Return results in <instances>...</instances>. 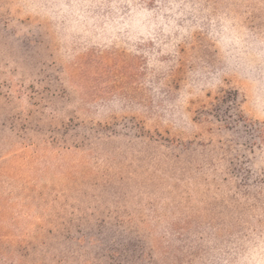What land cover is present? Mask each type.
Masks as SVG:
<instances>
[{
	"label": "rangeland",
	"instance_id": "obj_1",
	"mask_svg": "<svg viewBox=\"0 0 264 264\" xmlns=\"http://www.w3.org/2000/svg\"><path fill=\"white\" fill-rule=\"evenodd\" d=\"M0 238L264 264V0H0Z\"/></svg>",
	"mask_w": 264,
	"mask_h": 264
},
{
	"label": "trees",
	"instance_id": "obj_2",
	"mask_svg": "<svg viewBox=\"0 0 264 264\" xmlns=\"http://www.w3.org/2000/svg\"><path fill=\"white\" fill-rule=\"evenodd\" d=\"M3 238H0V264H38V263H32L30 261L27 260V263L24 259V255H22L21 253L19 254V252L15 251L14 249H12L11 247L6 246V248L3 247L4 245V241L2 240ZM116 242V241H114ZM113 245L115 246V250L110 251L112 252L110 255V258L116 257L120 258L121 260H119V264H121V262H126L127 257L130 256L132 258H134L135 254L138 253V256H136V258H145L147 257V255H149V253H145L142 251V249L140 251H136L133 252V250L135 249V247H137V245H131V247L133 248V250L129 249V247H126L125 245H118L117 243ZM120 246L121 249L119 248ZM123 249H127L126 251L124 250L123 252H120ZM129 252H132V254ZM118 260V259H117Z\"/></svg>",
	"mask_w": 264,
	"mask_h": 264
}]
</instances>
